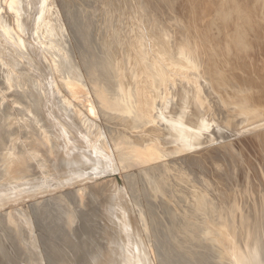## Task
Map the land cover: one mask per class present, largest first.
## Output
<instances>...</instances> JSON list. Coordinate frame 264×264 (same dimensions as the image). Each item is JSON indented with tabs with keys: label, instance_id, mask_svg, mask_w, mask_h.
I'll list each match as a JSON object with an SVG mask.
<instances>
[{
	"label": "bare ground",
	"instance_id": "6f19581e",
	"mask_svg": "<svg viewBox=\"0 0 264 264\" xmlns=\"http://www.w3.org/2000/svg\"><path fill=\"white\" fill-rule=\"evenodd\" d=\"M152 39L142 43L151 53L139 49L137 40L141 72L136 66L131 75L128 52L118 72L112 69L113 47L101 48L105 64H91L92 79L99 80L95 101L73 73L74 85H68L79 96L80 110L63 101L65 118L56 108L69 122L67 130L42 124L41 131L23 130L27 147L20 149L32 159L17 151L22 156L10 158L16 159L9 163L11 171L7 166L12 174L6 173V180L0 176L5 180L0 179V210L9 209L0 220L14 236V264H264V236L258 252L254 240H242L240 211L228 203L232 193H225L223 179L216 176L220 172L212 175L218 182L211 183L203 168L206 158L190 155L197 148L207 153V145L229 137L225 125L243 129L247 119L239 122L241 116L251 115L247 96L239 92L225 100V82L209 85L206 76L196 73V51L172 55L166 41ZM1 75L9 78L3 70ZM232 105L236 108L228 113L225 107ZM97 118L104 124L98 125ZM175 162L189 172L198 169L197 181ZM184 195L191 198L187 204L179 203Z\"/></svg>",
	"mask_w": 264,
	"mask_h": 264
},
{
	"label": "rangeland",
	"instance_id": "374dc122",
	"mask_svg": "<svg viewBox=\"0 0 264 264\" xmlns=\"http://www.w3.org/2000/svg\"><path fill=\"white\" fill-rule=\"evenodd\" d=\"M103 28L106 31L103 32ZM153 36H157L160 43L166 41L172 55L177 51H196L193 57L198 65L195 64L196 73L206 76L209 85L215 80L225 82L222 94L225 100L233 99L234 94L239 92L247 96L251 115L239 118V122L248 121L243 122L245 125L242 123L244 130L241 127L238 131L239 125H236L238 128L231 124L230 128L225 125L229 137L213 142L214 147L210 146L212 144L207 145V153L198 151V148L189 152L190 155L206 158L203 168L212 178L211 183L218 182L212 175L220 172L216 176L223 179L221 185L226 188L225 193L227 196L229 192L233 194L230 193L232 197L228 196L231 200L228 199V203L235 205L237 213L240 211L241 224L238 229L242 231V240H254L258 252L264 236V0H0V79H4L2 70L9 76L0 80V141L5 136V142L1 143L10 145L8 148L5 144L2 147L0 145V152L4 154L0 153V164L5 163L0 165V176L4 174L2 178L6 180L9 177L6 173L12 174L8 172L7 166L11 171L9 165L16 159L13 162L11 159L18 155L27 156L28 150H21L27 147L24 129L29 127L41 131V124L49 125L51 129L69 128L61 103L69 102V106L80 110L77 103L79 96L71 92L74 74L84 82L81 81L90 99H98L95 92L99 80L97 76L92 79L91 68L97 63V67L105 64L106 56L101 54V48L107 44L113 47L110 53L112 69L121 71L119 61L123 62L128 52L129 61H126V65L128 71L132 69L129 74H135L138 67L140 73L141 67L136 61L139 52L135 44L141 41L136 46L140 43L139 49L151 53L153 50L147 49L142 43L153 40ZM160 50L164 52V48H158L157 51L161 53ZM216 63L219 68L215 71ZM207 66H212V69H206ZM67 77L66 84L63 79ZM75 96L77 98H73ZM233 104L237 108L241 107L237 101ZM57 105L64 117L60 109H56ZM234 105L226 106V111L233 112L236 108ZM241 110L244 112L246 108ZM47 112H51V115ZM235 114L230 113L229 117L236 118ZM96 121L98 125L104 124L100 118ZM19 141L20 145H17ZM17 151H23L26 155ZM6 152L11 153L9 158ZM27 158L32 159L30 154ZM176 163L179 171L189 172L183 165ZM198 171L190 170L192 173H188L189 177L197 181ZM181 198L179 203L185 204L191 199L187 195ZM72 207L77 210L75 206ZM6 209H1L0 214ZM13 237L7 224L0 220V264H14L16 243H13ZM84 237L87 235L83 234ZM38 242L39 246L42 245L37 239ZM237 242L235 238L234 243ZM245 259L248 257L245 256Z\"/></svg>",
	"mask_w": 264,
	"mask_h": 264
}]
</instances>
